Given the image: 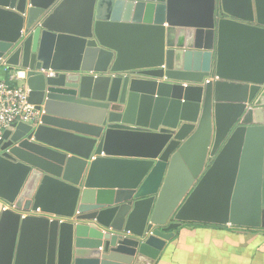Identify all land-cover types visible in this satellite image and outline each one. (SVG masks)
Masks as SVG:
<instances>
[{
	"label": "water",
	"instance_id": "1",
	"mask_svg": "<svg viewBox=\"0 0 264 264\" xmlns=\"http://www.w3.org/2000/svg\"><path fill=\"white\" fill-rule=\"evenodd\" d=\"M0 61L40 112L0 140V200L51 218L54 264L264 229V0H0Z\"/></svg>",
	"mask_w": 264,
	"mask_h": 264
},
{
	"label": "crops",
	"instance_id": "2",
	"mask_svg": "<svg viewBox=\"0 0 264 264\" xmlns=\"http://www.w3.org/2000/svg\"><path fill=\"white\" fill-rule=\"evenodd\" d=\"M166 164L162 161L156 163V173H153L145 183L148 189L150 188L147 185L150 184L153 188L158 182L159 172ZM164 172L163 169L162 173ZM171 184L172 188H176L179 179L173 178ZM45 221L52 220L40 213L16 211L0 200V264H49L48 260L54 264L55 237L53 229L43 224ZM225 249L223 248V254L226 252ZM172 252H174L173 247L169 241L154 264H169L166 260ZM221 263L228 264L225 261ZM254 264H264V262Z\"/></svg>",
	"mask_w": 264,
	"mask_h": 264
},
{
	"label": "rangeland",
	"instance_id": "3",
	"mask_svg": "<svg viewBox=\"0 0 264 264\" xmlns=\"http://www.w3.org/2000/svg\"><path fill=\"white\" fill-rule=\"evenodd\" d=\"M186 227V226H185ZM229 227V226H227ZM180 227L171 240L173 251L166 260L169 264H254L264 262V235H251L249 244L234 247L230 233L210 229L195 237V232ZM198 238V239H197ZM261 238V239H260ZM223 248L225 254H223ZM224 257V258H223Z\"/></svg>",
	"mask_w": 264,
	"mask_h": 264
},
{
	"label": "built area",
	"instance_id": "4",
	"mask_svg": "<svg viewBox=\"0 0 264 264\" xmlns=\"http://www.w3.org/2000/svg\"><path fill=\"white\" fill-rule=\"evenodd\" d=\"M40 112L28 101V89L23 73L12 70L0 61V140L12 125H35Z\"/></svg>",
	"mask_w": 264,
	"mask_h": 264
},
{
	"label": "trees",
	"instance_id": "5",
	"mask_svg": "<svg viewBox=\"0 0 264 264\" xmlns=\"http://www.w3.org/2000/svg\"><path fill=\"white\" fill-rule=\"evenodd\" d=\"M183 226L184 228L187 227L188 228L187 230H190L191 232H195V237L198 236V234L201 235V233L208 231L210 229H219L225 232L227 231V233H230L229 236L231 238V243L233 248L241 247L242 243L249 244V239H251V235H255V234H258L260 236L264 235V229H247L241 227H227V226L211 225L204 223H184L181 227ZM261 238H263V236H261Z\"/></svg>",
	"mask_w": 264,
	"mask_h": 264
}]
</instances>
